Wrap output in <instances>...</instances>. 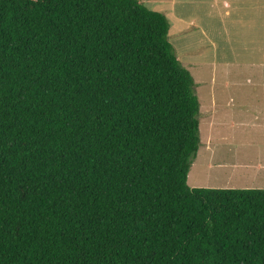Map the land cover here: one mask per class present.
<instances>
[{"label":"trees","instance_id":"16d2710c","mask_svg":"<svg viewBox=\"0 0 264 264\" xmlns=\"http://www.w3.org/2000/svg\"><path fill=\"white\" fill-rule=\"evenodd\" d=\"M171 29L139 0H0V264H264V189L188 185Z\"/></svg>","mask_w":264,"mask_h":264},{"label":"rangeland","instance_id":"374dc122","mask_svg":"<svg viewBox=\"0 0 264 264\" xmlns=\"http://www.w3.org/2000/svg\"><path fill=\"white\" fill-rule=\"evenodd\" d=\"M139 1L172 23L179 16L183 22L181 27L172 25L170 39L194 77L201 105V145L188 185L194 189H264L263 10L255 24L261 46L249 47L251 52L239 56L237 26L245 34L251 28L247 22L244 28L242 23L237 25L238 16L233 21L232 11L221 7L222 2L217 6L224 9L220 14L210 0L200 7L196 5L200 0Z\"/></svg>","mask_w":264,"mask_h":264},{"label":"crops","instance_id":"0c3cea01","mask_svg":"<svg viewBox=\"0 0 264 264\" xmlns=\"http://www.w3.org/2000/svg\"><path fill=\"white\" fill-rule=\"evenodd\" d=\"M204 3H209V1L208 0H200V1H198V3L196 5L198 7H200ZM210 3H212L213 5L216 6L214 8H215V11H217V13L222 14L224 9L217 7L219 5V3H221L220 5H223L221 7L228 8L229 10L232 11V13L234 15H232V13H231L230 16H232V17L234 16L236 20H237L236 17L238 16L237 25L241 26V23H242V26L244 28L245 22H247L249 27L251 28V30L247 34H245V32L243 30H241L239 28V26H237V36H238L237 39L239 41V43H238V46H239L238 55L239 56H243V55H246L249 52H251L250 50H248L249 47L256 46V45L261 46L257 42L259 36H258L257 30H255V24H259L258 18L261 16V13H262V12L260 13V10H263V12H264V0H237L236 5L233 4L232 0H210ZM233 5L236 7H233ZM184 11H185V8L183 7V13H181V15H184ZM234 17H233V21H236V20H234ZM180 18H181V16L174 17L173 23H172L171 19L170 18L169 19H170L172 25H177V26L179 25V27H181L183 22H181L179 20ZM261 23H262V21H261ZM189 25L192 26V24L190 22H189ZM262 33H264V32L262 31ZM248 40L250 41V43H249L250 45L248 44ZM247 44H248V47H244ZM262 48H264V44L262 45ZM260 54L262 57H264V50H262V52H260Z\"/></svg>","mask_w":264,"mask_h":264}]
</instances>
